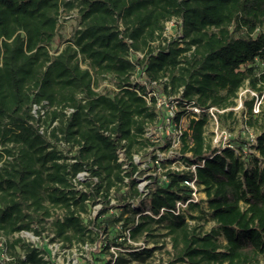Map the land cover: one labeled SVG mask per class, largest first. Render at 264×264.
Masks as SVG:
<instances>
[{
  "label": "trees",
  "instance_id": "16d2710c",
  "mask_svg": "<svg viewBox=\"0 0 264 264\" xmlns=\"http://www.w3.org/2000/svg\"><path fill=\"white\" fill-rule=\"evenodd\" d=\"M63 11H75L77 29L51 52ZM171 20L179 32L167 40ZM102 76L114 90L95 91ZM151 84L178 107L168 124L184 167L142 191L133 156L161 148L146 134L165 121ZM244 86L264 90V0H0V251L12 264H48L9 237L39 236L51 219L50 241L95 245L90 264L145 261L156 248L132 243L159 236L173 264H264V105L254 113L245 101L252 142L216 147L206 134V110L233 107ZM203 219L214 226L190 223Z\"/></svg>",
  "mask_w": 264,
  "mask_h": 264
},
{
  "label": "rangeland",
  "instance_id": "374dc122",
  "mask_svg": "<svg viewBox=\"0 0 264 264\" xmlns=\"http://www.w3.org/2000/svg\"><path fill=\"white\" fill-rule=\"evenodd\" d=\"M77 29V18L75 11L71 12H62L59 25L57 30V37L54 43L51 46V52L56 49H60L63 46V42L66 39H69L74 31ZM178 23L176 20H171L166 23L164 37L167 40H170L176 36H178ZM139 79V78H137ZM150 90L154 91V93L158 96V108L161 110L165 117L164 122L156 123L153 126L152 131L147 132V136L152 138V141L155 142L159 147H149L140 151V153L135 154L133 156L136 164L139 169L142 171V174H138V188L140 190H145V186L148 182V177L155 176L160 177L162 174L168 169H181L183 168V163L179 159V140H178V132L179 128H173L170 124H168V112L169 111H177L178 107H174V102L172 103V98H167L161 95L157 85L151 84L147 86ZM114 90V86L112 81L108 76H102L97 78V86L95 87V91L98 93H108ZM253 101L252 107L253 109H258L264 105V90L261 94L258 92L252 91L248 86L242 87L235 99V105L231 108H226L222 110H218L213 108L212 113L214 115L213 118L210 119V123L207 128V136L211 142L212 146H231L233 145L231 140H240L246 139L249 143L254 140V136L256 133V125L249 126L247 124V107L245 105V101ZM227 111H232V116H225L222 120H219L217 117V113H223ZM254 112V110H253ZM36 113V109L34 110ZM255 113V112H254ZM183 119L182 121H184ZM183 126V124H182ZM164 137H169L171 144L169 147H164L162 142ZM63 151L66 152V148L64 146L60 147ZM252 151V150H251ZM157 159V160H156ZM87 178L86 173H81L78 175V180L84 182ZM81 186L78 185L77 188ZM194 200L203 199L204 195L196 191L193 194ZM205 204H203L204 206ZM100 204L91 205L88 208L87 213L84 215L85 222L88 220H94L96 217L97 211L100 209ZM205 207V206H204ZM55 214H59V210H53ZM195 222L199 223L203 226L204 231L210 230L214 223L210 220H199L192 221L191 224ZM44 225V230L41 231L39 236L33 234L32 232H20L14 234L9 237V241H12L14 238H20L25 243L30 244L32 247L41 249L44 251L42 254L43 258L48 261V264H90L93 260V252H95V245H83V246H67L62 244L59 240L50 241L49 239L54 235L51 228V219H48ZM91 228L93 225H89ZM164 229H160L158 233H163ZM104 235L99 234V239H103ZM158 242L148 241L147 243H132L136 247H146V248H156L153 251V255L148 257L145 261H137L131 260L126 264H173L172 263V255H171V245L168 237H157ZM222 242V237L219 238ZM4 241V238H0V243ZM158 247V248H157ZM110 252L115 257L117 251L113 248L110 249ZM17 253L19 250L17 249ZM126 257V256H125ZM127 258V257H126ZM178 264V263H174Z\"/></svg>",
  "mask_w": 264,
  "mask_h": 264
},
{
  "label": "built area",
  "instance_id": "2783aa9c",
  "mask_svg": "<svg viewBox=\"0 0 264 264\" xmlns=\"http://www.w3.org/2000/svg\"><path fill=\"white\" fill-rule=\"evenodd\" d=\"M153 94L156 95V93H153ZM170 98H171V97H170ZM156 99H157L156 106L158 107V105H157V104H158V97H157ZM173 102H174V107H177V106H176V102L172 100V103H173ZM213 108H214V107H211V108H209V109L206 110L207 113L210 115V119L214 117V115H213V113H212ZM190 109H191L196 115H198V114L201 113V110L198 109V108H196V107H190ZM253 110H254L255 113L258 112V109H253ZM175 112H176V111H169V112H168V114H169L168 117H167V120H168V121H170V118L173 117V115H174ZM191 169L194 170V169H195V166H192ZM185 184L188 185V186H190V187H192L194 190H196V188H195V186H194V184H193L192 181H190V182L187 181V182H185ZM194 193H195V192H194ZM194 193H193V194H194ZM12 260H13V258L10 257V256L6 253V249L3 247V248L1 249V251H0V264H12V263H11Z\"/></svg>",
  "mask_w": 264,
  "mask_h": 264
}]
</instances>
